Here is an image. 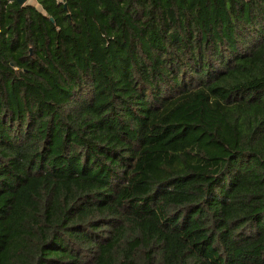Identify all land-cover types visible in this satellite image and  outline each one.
Segmentation results:
<instances>
[{"label": "trees", "instance_id": "trees-1", "mask_svg": "<svg viewBox=\"0 0 264 264\" xmlns=\"http://www.w3.org/2000/svg\"><path fill=\"white\" fill-rule=\"evenodd\" d=\"M0 0V264H264V0Z\"/></svg>", "mask_w": 264, "mask_h": 264}, {"label": "water", "instance_id": "water-1", "mask_svg": "<svg viewBox=\"0 0 264 264\" xmlns=\"http://www.w3.org/2000/svg\"><path fill=\"white\" fill-rule=\"evenodd\" d=\"M17 1V3L19 4V5H25V4H27L26 2H27V0H16Z\"/></svg>", "mask_w": 264, "mask_h": 264}, {"label": "crops", "instance_id": "crops-1", "mask_svg": "<svg viewBox=\"0 0 264 264\" xmlns=\"http://www.w3.org/2000/svg\"><path fill=\"white\" fill-rule=\"evenodd\" d=\"M27 4H31V5H37L36 4V2H35V0H27V2H26Z\"/></svg>", "mask_w": 264, "mask_h": 264}, {"label": "built area", "instance_id": "built-area-1", "mask_svg": "<svg viewBox=\"0 0 264 264\" xmlns=\"http://www.w3.org/2000/svg\"><path fill=\"white\" fill-rule=\"evenodd\" d=\"M58 2H62L63 0H57Z\"/></svg>", "mask_w": 264, "mask_h": 264}]
</instances>
